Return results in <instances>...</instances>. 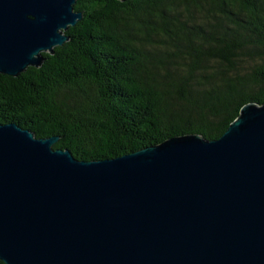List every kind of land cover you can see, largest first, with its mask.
I'll use <instances>...</instances> for the list:
<instances>
[{
	"label": "water",
	"instance_id": "1",
	"mask_svg": "<svg viewBox=\"0 0 264 264\" xmlns=\"http://www.w3.org/2000/svg\"><path fill=\"white\" fill-rule=\"evenodd\" d=\"M76 3L0 0V74L40 68L82 19ZM58 140L0 124L3 263L264 264V106L218 140L113 159L79 161Z\"/></svg>",
	"mask_w": 264,
	"mask_h": 264
},
{
	"label": "trees",
	"instance_id": "2",
	"mask_svg": "<svg viewBox=\"0 0 264 264\" xmlns=\"http://www.w3.org/2000/svg\"><path fill=\"white\" fill-rule=\"evenodd\" d=\"M74 10L82 19L40 68L0 74V124L99 161L185 135L218 140L244 106H264V0H77Z\"/></svg>",
	"mask_w": 264,
	"mask_h": 264
}]
</instances>
